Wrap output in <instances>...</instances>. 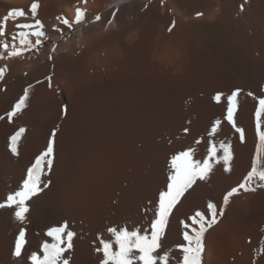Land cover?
<instances>
[{
	"label": "bare ground",
	"instance_id": "6f19581e",
	"mask_svg": "<svg viewBox=\"0 0 264 264\" xmlns=\"http://www.w3.org/2000/svg\"><path fill=\"white\" fill-rule=\"evenodd\" d=\"M35 19L43 25L40 44L74 27L80 35L51 41L32 58L40 45L35 29L18 25ZM21 31L28 43H20ZM0 69V203L55 134L54 166L41 178L47 187L28 201L21 257L14 255L21 225L13 208L0 209V264H32L31 254L42 256V244L52 242L47 231L65 222L76 233L65 253L69 264H100L97 248L113 240L110 228L150 234L172 155L191 151L203 160L215 146L219 158L222 144L231 147L230 170L212 160L207 178L173 208L157 252L182 264L183 233L198 230L197 211L210 220L213 203L216 223L205 233L201 264H264L262 182L254 179L255 191L241 189L223 202L254 162L264 166L255 118L264 98V0H0ZM25 89L26 107L9 120ZM236 90L229 122L227 96ZM20 128L13 155L10 138Z\"/></svg>",
	"mask_w": 264,
	"mask_h": 264
},
{
	"label": "snow or ice",
	"instance_id": "6c2138e0",
	"mask_svg": "<svg viewBox=\"0 0 264 264\" xmlns=\"http://www.w3.org/2000/svg\"><path fill=\"white\" fill-rule=\"evenodd\" d=\"M38 7L37 3L31 5L33 17L36 16ZM11 15L23 17L25 12L14 11ZM83 19V12L78 8L75 23L80 24L83 22ZM96 19L98 20L99 16ZM63 23L71 26L68 20H64ZM18 27L20 29H35L31 32V35L37 38V45L41 43L40 37L44 35V32L42 31L43 25L39 19H35L34 24H21ZM20 37L21 44L28 43L26 34L23 31L20 32ZM4 47H7V45H4ZM20 54V51L14 50L11 52L12 56H19ZM4 72V69H0V80L4 79ZM48 80L50 81L51 77H48ZM238 94L239 90H236L227 96V120L229 122L233 120V114L238 103ZM28 96L29 89H25L23 96L19 98L14 109L8 113L9 120L23 111L27 105ZM215 100L221 102V94L218 93L215 96ZM258 104L259 107L255 112L256 131L260 145L264 147V130H261V125L264 123L261 120V117L264 116V98H259ZM233 126L235 127V125ZM236 131L241 134V139H243V130L237 127ZM24 132L25 129L20 128L10 138L9 150L13 155H18V143ZM221 149L223 152L222 157H216L217 149L213 146L209 149V158L203 160H194L191 151H181L178 154L172 155L165 185L163 190H160L158 193V205L154 204L153 207L150 234H148L147 230L142 232L139 228L134 230H129L126 227L121 229L110 228L108 231L113 240H101L102 247L97 248V252L102 253L100 264H158V262L159 264H169L168 254L162 256L157 252L160 246L161 235L169 222V216L184 193L198 180L203 181L207 178L209 172L214 167L212 163L213 159L215 163H220L222 160L225 170H230L232 160L231 147L230 145L222 144ZM54 151L55 134H53V137L47 143L46 149L35 159L32 166L27 169L20 188L14 193L9 194L5 203H0V209L5 207L14 209V218L21 225L15 238L14 255L16 257H21L22 250L27 243L25 237L26 225L29 222L27 219L29 212L28 201L38 196L44 190V187H47V183L41 178L45 174V169L50 172L54 166ZM258 160H264V156H258ZM257 178L262 182L258 186L264 187V166L254 162L244 182L240 183L238 187L232 188L223 196L224 204L226 205L230 197L237 194L241 189L245 192L255 191V188L251 185L252 181ZM42 184H44V187H41ZM207 211L211 214L212 218L210 220H206L204 213L197 211L192 217V221L199 224L198 230H195L191 235L187 231L183 233V240L187 243L181 245L182 264H201L205 233L216 223V205L209 203ZM184 227L187 228V225ZM46 235L52 238V242L48 243L45 241L42 244V256L37 255L35 252L31 254L30 259L32 264H69L71 255L69 254L65 258V253L73 248V238L76 233L65 222L58 227H51ZM113 242L116 250H113Z\"/></svg>",
	"mask_w": 264,
	"mask_h": 264
},
{
	"label": "rangeland",
	"instance_id": "374dc122",
	"mask_svg": "<svg viewBox=\"0 0 264 264\" xmlns=\"http://www.w3.org/2000/svg\"><path fill=\"white\" fill-rule=\"evenodd\" d=\"M114 2V1H113ZM113 2L109 3L112 4ZM70 35H74L76 38H78V36L80 35V30L79 27H74L72 28L70 31L66 32L63 36H60L59 38L53 40V39H47V41H45L44 43L40 44L39 46L35 47L33 52H32V58L38 56L39 54H41V52L43 51V49L47 48L48 44L51 41H65Z\"/></svg>",
	"mask_w": 264,
	"mask_h": 264
}]
</instances>
